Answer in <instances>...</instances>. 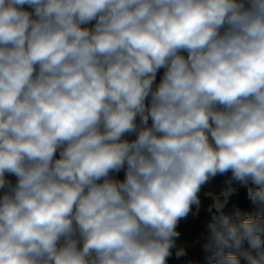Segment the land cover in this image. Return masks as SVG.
<instances>
[{"label": "clouds", "instance_id": "obj_1", "mask_svg": "<svg viewBox=\"0 0 264 264\" xmlns=\"http://www.w3.org/2000/svg\"><path fill=\"white\" fill-rule=\"evenodd\" d=\"M229 172L204 248L264 264V0H0V264H168Z\"/></svg>", "mask_w": 264, "mask_h": 264}, {"label": "trees", "instance_id": "obj_2", "mask_svg": "<svg viewBox=\"0 0 264 264\" xmlns=\"http://www.w3.org/2000/svg\"><path fill=\"white\" fill-rule=\"evenodd\" d=\"M235 203L242 212H245L249 218H252L256 213L260 211L259 208L253 206L247 198V187L237 188L236 194L231 198L228 208L226 211L232 215L231 204ZM212 203V200L204 207L199 209L196 214L192 217V220L186 225V230L189 232L190 241L192 247L190 249L183 250V256H177V252H172L168 258V264H196L201 257V244L207 243V235L205 222L210 218L207 212V207ZM247 241L244 242L246 247ZM241 258V257H240ZM210 264H214L211 261Z\"/></svg>", "mask_w": 264, "mask_h": 264}, {"label": "crops", "instance_id": "obj_3", "mask_svg": "<svg viewBox=\"0 0 264 264\" xmlns=\"http://www.w3.org/2000/svg\"><path fill=\"white\" fill-rule=\"evenodd\" d=\"M25 8L27 10L31 11V9H29L28 6H25ZM163 71L164 70L161 69L158 72L157 77L161 78V76L163 75ZM127 138L132 139V138H134V136H130ZM112 175L117 179H123L124 172H123V170H121L119 173H113ZM9 176H7V179H9ZM230 179H231V173L229 172V173H225L223 175H217L216 177L211 178L208 183L203 185L201 188V191L199 193V197H200V201H201L199 209H201L202 207H204L206 204H208L211 201V197L208 195V193H213V194L219 195L223 189L228 187V181ZM238 184H239L238 182H235V181L232 182V186H234V187H237ZM2 192H3V190H0V194H2ZM197 211L198 210H197L196 206L193 205L192 212H190L188 217L185 218L186 224L178 225V230L180 231L181 235L179 238L176 239L175 245L171 249V253L176 252V251H180V250L190 249L192 247L189 232L186 230V225L192 220L193 216L191 213L197 212ZM247 247H248V245L246 244L245 248H247ZM201 252H202L201 257L196 264H210V262L213 261L211 259V250L209 249L206 251V250L201 249ZM240 259H241V264H246V262L244 261V259L242 257Z\"/></svg>", "mask_w": 264, "mask_h": 264}, {"label": "built area", "instance_id": "obj_4", "mask_svg": "<svg viewBox=\"0 0 264 264\" xmlns=\"http://www.w3.org/2000/svg\"><path fill=\"white\" fill-rule=\"evenodd\" d=\"M159 80H160V78L159 77H157V83L159 82ZM15 177L14 176H9V180H11L13 183H15ZM243 187H245V186H242V185H240V184H238V186L236 187V188H243ZM192 214V216H194L195 214H196V212H193V213H191ZM181 224H186V219H183V220H181L180 222H179V224L178 225H181ZM206 242H203L202 244H201V249L202 250H205V248H204V244H205Z\"/></svg>", "mask_w": 264, "mask_h": 264}]
</instances>
